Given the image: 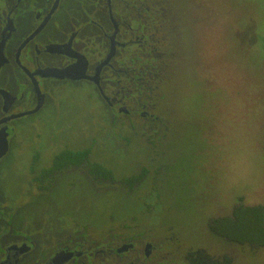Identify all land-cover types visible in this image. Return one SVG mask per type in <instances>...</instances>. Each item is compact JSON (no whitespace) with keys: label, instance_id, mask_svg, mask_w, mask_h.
Returning <instances> with one entry per match:
<instances>
[{"label":"rangeland","instance_id":"374dc122","mask_svg":"<svg viewBox=\"0 0 264 264\" xmlns=\"http://www.w3.org/2000/svg\"><path fill=\"white\" fill-rule=\"evenodd\" d=\"M124 1L127 6L122 3L117 15L126 24L135 26L143 18L133 7L141 3L149 6L154 25L164 22L135 58L133 67L141 66L143 79L125 100L132 110L139 100L155 120L146 122L138 114L134 122L123 123L120 135L116 131L118 136L125 132L124 138L108 143L115 134L108 130L110 113L105 116L101 103L86 99L88 86L59 89L56 110L43 111L39 122L24 120L17 129L24 143L4 160L10 195L24 204V215L42 213L44 200L32 196L23 170L33 145L45 154L49 146L64 141L90 146L94 155L115 167L117 178L141 171L145 177L132 187L121 182L106 186L83 174L77 180L69 172L68 188L62 191L75 194L78 207H70L68 198L64 210L50 214L62 213L67 223L70 213L81 216L89 236L97 240L111 231L130 237L143 226L157 232L162 228L160 234L169 236L177 232L166 228L169 217L180 216L186 225L182 233L193 243H212L233 264H264V248L251 250L211 234L206 237L200 224L204 215H230L240 202L264 206V0ZM119 78V87L131 80L129 74ZM192 211L200 212L191 217Z\"/></svg>","mask_w":264,"mask_h":264},{"label":"flooded vegetation","instance_id":"af4514ba","mask_svg":"<svg viewBox=\"0 0 264 264\" xmlns=\"http://www.w3.org/2000/svg\"><path fill=\"white\" fill-rule=\"evenodd\" d=\"M122 3L127 6L124 0H0V264H233L227 254L214 249L212 243L204 247L193 243L189 234L182 233L186 225L180 216L169 217L171 224L165 225L166 228H177V232L169 236L160 234L164 231L162 228L157 232L143 226L130 237L111 231L99 240L89 236L90 228L81 216L70 213V223H67L68 219L63 220V214L56 211L51 213L53 218L50 212L64 210L68 198L70 207L77 205L74 204L75 194L62 191L63 187L68 188L67 173L78 175L77 180L84 176L96 185L122 183L115 167L94 155L90 146H70L64 141L61 144H69L49 146L45 154L33 145L23 170L32 196L44 200L42 213L24 215L27 210L20 211L24 204L10 195L11 184L5 178L4 160L10 155L12 158L14 149L24 143L16 136L17 129L24 120L39 122L43 111L56 110L59 89L88 86L86 99L101 103L102 109H107L105 116L110 113L108 130L115 134H110L108 143L124 138L123 131V135L118 136L119 130L126 128L123 123L134 122L138 114L146 122L155 120L139 100L135 101V112L125 100L131 87L141 85L143 79L138 74L141 66L134 68L137 64L133 62L145 51L151 35L164 27V22L156 20L159 25H154L149 6L141 3L133 7L143 13V18L138 19L137 24L135 21V26L126 24L125 18L117 15ZM122 74H129L131 80L119 87ZM96 148L100 151L99 146ZM82 149H89V161L110 169L112 179L94 178L83 168V161L79 165H68L67 156H58L65 150ZM124 149L121 153L125 154ZM145 173L127 176L138 177L121 185L132 187L142 181ZM56 190L59 193L53 194ZM56 197L59 199L55 200ZM200 211H192L190 216H198ZM230 215L217 214L209 218L204 215L201 231L206 237L211 234L225 243H234L210 229L214 219ZM151 233L160 236L153 237ZM203 233L195 231L196 235L204 236Z\"/></svg>","mask_w":264,"mask_h":264},{"label":"trees","instance_id":"16d2710c","mask_svg":"<svg viewBox=\"0 0 264 264\" xmlns=\"http://www.w3.org/2000/svg\"><path fill=\"white\" fill-rule=\"evenodd\" d=\"M89 149L79 151L65 150L58 156H67L68 165H79L82 161L83 168L94 178L112 179V171L98 162L88 160ZM58 160V164L60 163ZM136 177L123 178L122 183H130ZM210 229L219 237L233 241L240 245H248L252 249L264 248V206L261 204L246 205L238 203L234 206L230 216L214 219Z\"/></svg>","mask_w":264,"mask_h":264}]
</instances>
